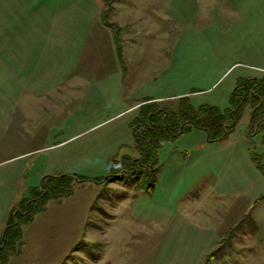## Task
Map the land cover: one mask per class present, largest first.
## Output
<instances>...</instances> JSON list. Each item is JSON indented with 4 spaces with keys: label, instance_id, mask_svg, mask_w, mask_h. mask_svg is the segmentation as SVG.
Instances as JSON below:
<instances>
[{
    "label": "rangeland",
    "instance_id": "obj_1",
    "mask_svg": "<svg viewBox=\"0 0 264 264\" xmlns=\"http://www.w3.org/2000/svg\"><path fill=\"white\" fill-rule=\"evenodd\" d=\"M142 8L148 20L124 41L119 68L112 58L99 70L70 69L41 55L55 67L11 70L20 56L0 46V241L13 207L45 175L75 176L69 195L22 225L20 250L0 264H264L255 159L264 163V143L249 130L251 104L223 139L191 126L162 141L152 192L134 179L98 180L132 152L143 103L224 111L240 77L264 78V0H143Z\"/></svg>",
    "mask_w": 264,
    "mask_h": 264
},
{
    "label": "crops",
    "instance_id": "obj_2",
    "mask_svg": "<svg viewBox=\"0 0 264 264\" xmlns=\"http://www.w3.org/2000/svg\"><path fill=\"white\" fill-rule=\"evenodd\" d=\"M142 1L112 0L109 5L107 0H0V40L4 41L0 46L6 47V54H19L21 60L15 64L12 61L9 69L39 71L55 67L41 55L53 57L64 68L85 66L99 70L112 58V68H119L124 41L133 40L137 26L144 28V18L148 20ZM110 22L122 28L119 39ZM43 80L28 78V84L32 85V81L39 85Z\"/></svg>",
    "mask_w": 264,
    "mask_h": 264
},
{
    "label": "trees",
    "instance_id": "obj_3",
    "mask_svg": "<svg viewBox=\"0 0 264 264\" xmlns=\"http://www.w3.org/2000/svg\"><path fill=\"white\" fill-rule=\"evenodd\" d=\"M109 24L119 39L121 28L117 23L110 22ZM230 103L231 106L224 111L208 104H203L198 109L191 105L168 109L160 106L158 101L143 103L139 113L131 121L135 139L132 152L123 156L121 164L117 165L115 160L113 165L115 170L102 176L98 179L99 182L134 179L140 187L152 192L155 188L158 170L157 151L162 141L184 133L191 126L205 129L209 133V139H223L233 130L248 104H251L252 108L249 129L252 134L262 132L264 143V78L240 77ZM255 159L264 172V163H261L260 156L256 155ZM150 173L152 174L149 175ZM149 176H153L151 181ZM74 179V175L67 173L45 175L42 186L31 188L30 196L23 197L13 207L0 241L1 262H7L10 256L20 250L22 225L33 222L35 215L44 210L50 199L69 195L73 191L72 181Z\"/></svg>",
    "mask_w": 264,
    "mask_h": 264
}]
</instances>
